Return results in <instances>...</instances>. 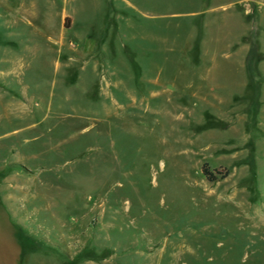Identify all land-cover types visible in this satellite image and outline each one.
Listing matches in <instances>:
<instances>
[{
    "label": "rangeland",
    "instance_id": "obj_1",
    "mask_svg": "<svg viewBox=\"0 0 264 264\" xmlns=\"http://www.w3.org/2000/svg\"><path fill=\"white\" fill-rule=\"evenodd\" d=\"M162 2L0 0V264H264V0Z\"/></svg>",
    "mask_w": 264,
    "mask_h": 264
},
{
    "label": "crops",
    "instance_id": "obj_2",
    "mask_svg": "<svg viewBox=\"0 0 264 264\" xmlns=\"http://www.w3.org/2000/svg\"><path fill=\"white\" fill-rule=\"evenodd\" d=\"M197 1V0H196ZM208 0H198V2L201 3H206ZM106 2V7H105V17L103 20V24L105 25V37L102 38L101 35L97 36L95 35H88V36H83V37H76L74 40L79 42V44L81 45V49L82 51L86 54V55H90V56H98L100 54V50H101V41H103V39L105 40L106 44H109V50L112 51V45L110 40L112 39V34L117 30V32L122 35V33H125L123 31H120L119 27H121V24H124L126 22H128L129 17H127V13L126 11H132L133 14H138V15H144L145 18L148 17H154L153 13H155L156 11V7L161 6V4L163 3L162 0H152L151 5H147L145 7V5H138L135 4L132 0H105ZM9 3V1H8ZM188 3L185 5L187 6ZM152 7V8H151ZM67 10V9H64ZM200 14L199 11L197 10H182V11H171V13L168 14V19H177V18H181V17H189V16H196ZM77 14H75L76 16ZM161 16V15H160ZM162 17V16H161ZM91 19V18H90ZM36 20V19H35ZM33 22H34V18H33ZM92 23V22H90ZM41 30V33L39 32H34L35 34H31L28 33L29 35H25V36H29V37H37V34H43V36L45 38H43L42 40V45L35 44V47L37 49H41L38 46L42 47V51H44V49H48V43L51 40H58L59 42H61L64 37H65V31L58 33V35L52 37L48 31L49 26L48 24H46L43 19H40V23L37 24ZM123 26V25H122ZM7 27V26H6ZM64 27V25L62 24V28ZM7 30V29H6ZM11 28L10 31L7 30V37L10 39L12 38V32H11ZM11 32V33H10ZM123 37V36H122ZM12 41V40H11ZM35 41V40H33ZM17 45V44H16ZM17 46H9V48L16 50ZM8 49V48H7ZM10 50V49H9ZM12 51V50H10ZM14 51H12L11 53H7V50L5 49V47L0 45V74H5V73H14L16 70L14 69V61L17 58L16 54H13ZM112 53V52H110ZM107 55V54H106ZM5 68V69H4Z\"/></svg>",
    "mask_w": 264,
    "mask_h": 264
},
{
    "label": "trees",
    "instance_id": "obj_3",
    "mask_svg": "<svg viewBox=\"0 0 264 264\" xmlns=\"http://www.w3.org/2000/svg\"><path fill=\"white\" fill-rule=\"evenodd\" d=\"M203 173L208 179H212V174L209 172L208 168L206 166L203 168Z\"/></svg>",
    "mask_w": 264,
    "mask_h": 264
}]
</instances>
